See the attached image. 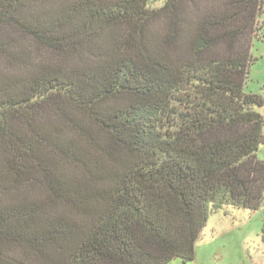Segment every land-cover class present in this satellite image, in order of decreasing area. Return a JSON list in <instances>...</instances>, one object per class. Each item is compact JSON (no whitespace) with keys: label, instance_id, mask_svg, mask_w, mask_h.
Here are the masks:
<instances>
[{"label":"trees","instance_id":"trees-1","mask_svg":"<svg viewBox=\"0 0 264 264\" xmlns=\"http://www.w3.org/2000/svg\"><path fill=\"white\" fill-rule=\"evenodd\" d=\"M263 10L0 0V264L188 263L211 213L258 210Z\"/></svg>","mask_w":264,"mask_h":264},{"label":"rangeland","instance_id":"rangeland-1","mask_svg":"<svg viewBox=\"0 0 264 264\" xmlns=\"http://www.w3.org/2000/svg\"><path fill=\"white\" fill-rule=\"evenodd\" d=\"M257 27L260 33L252 43L254 61L249 67L244 91L263 95L264 10ZM256 157L264 161V144L258 147ZM169 264H264V195L256 211L227 206L211 213L196 242L194 260L183 263L180 259H174Z\"/></svg>","mask_w":264,"mask_h":264}]
</instances>
